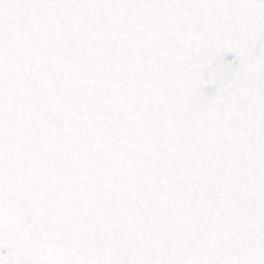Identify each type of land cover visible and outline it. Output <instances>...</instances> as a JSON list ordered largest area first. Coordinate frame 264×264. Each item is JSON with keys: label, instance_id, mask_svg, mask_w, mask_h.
<instances>
[{"label": "snow or ice", "instance_id": "snow-or-ice-1", "mask_svg": "<svg viewBox=\"0 0 264 264\" xmlns=\"http://www.w3.org/2000/svg\"><path fill=\"white\" fill-rule=\"evenodd\" d=\"M0 264H264V0H0Z\"/></svg>", "mask_w": 264, "mask_h": 264}, {"label": "water", "instance_id": "water-1", "mask_svg": "<svg viewBox=\"0 0 264 264\" xmlns=\"http://www.w3.org/2000/svg\"><path fill=\"white\" fill-rule=\"evenodd\" d=\"M229 59H230V57H229Z\"/></svg>", "mask_w": 264, "mask_h": 264}]
</instances>
